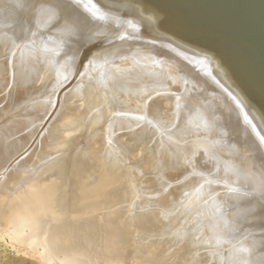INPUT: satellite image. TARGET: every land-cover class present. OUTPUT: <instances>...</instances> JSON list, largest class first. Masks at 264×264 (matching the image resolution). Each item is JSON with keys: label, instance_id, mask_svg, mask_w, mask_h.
Segmentation results:
<instances>
[{"label": "bare ground", "instance_id": "bare-ground-1", "mask_svg": "<svg viewBox=\"0 0 264 264\" xmlns=\"http://www.w3.org/2000/svg\"><path fill=\"white\" fill-rule=\"evenodd\" d=\"M112 1L115 0H0L1 236L10 238L19 251L40 261V264H67L66 260L69 264H120L127 253L123 254L122 249L129 250V239L133 238L134 242L138 229L136 222H141L140 226L143 227L144 232L141 231L140 235L146 232L145 236L150 234L155 238L158 233L161 234V229H165L166 219L171 218L173 222L170 217L172 210L168 206L174 204V209L181 206L177 211L186 212L180 218L181 213L174 212L172 206L174 214L184 219L183 224L178 225V230L174 229L176 221L172 224L168 220V225H174L170 226L173 227L171 233L176 230V239L168 241V236L163 235L164 231L168 235L167 226L162 235L164 241L168 242H164L162 247L161 235L158 249L149 245L151 237L148 239V236L147 242H142L149 246L140 247L138 243L142 248L141 253L140 248H134L137 243H133V253L130 250L126 255L130 256L131 253L133 257L132 254L136 253L139 256L135 255L137 258L134 256V260L129 259L131 256L126 258L130 264H185L193 251H197L196 254L202 256L203 260L196 255L192 257L204 261V264L210 253L209 264L214 260L216 264H264V207L259 208L264 206L262 94L254 89L244 94L250 83L240 64L232 69L236 76L223 65L220 77L205 79L203 75L207 73L209 76L215 68L211 69V65L202 60L203 53L197 50L196 43L191 44V39L183 30L177 29L176 32L170 28L164 32L166 28L162 23L167 20L160 18L161 21L156 23L154 20L155 23H152L147 16V19L143 17L144 22L138 24L134 22L137 17L134 16L129 17L130 23L119 28L121 21L118 14L112 16L109 12L106 15L107 11L103 13L107 9L106 3ZM126 3L123 2L125 6ZM150 16H153V12ZM73 67L78 68V77ZM77 71L75 73L78 75ZM68 77L72 84L78 81L73 84L74 87L68 84ZM185 81L186 85L182 83ZM66 82L68 87L63 86ZM182 84L185 88L177 87ZM62 86L72 89L69 92L66 89V93ZM171 87L175 89L171 90L174 94L170 92ZM178 88L183 91L182 96L176 94L180 92H177ZM59 90L60 95L55 96ZM103 120L110 122H105V129V124L102 128L100 126ZM67 129L68 132L75 131L74 136L80 133L85 136L83 142H87V146L90 144L91 152L86 145L83 146V142L78 144L79 148L75 146L77 143L70 136L72 132L68 133L70 138L67 142L69 144L72 138L76 148L69 144L70 147L66 149L67 137L65 141L62 137L67 134ZM61 133L64 134L62 137ZM142 135L150 136L144 142L147 146L151 138L156 146L154 143L153 149L148 146L150 149L143 151L141 146L146 145L140 144ZM59 138L65 146L62 142L60 144ZM103 139L106 140L103 142ZM56 140L61 147L54 144ZM77 140L80 142L82 139ZM62 146L69 158L62 154L64 150L59 151ZM81 146L90 152L91 155L87 154V157L93 158L94 162L97 160V165L94 163L97 166L94 167L97 169L95 176L93 172L88 175L89 165L93 162L83 155L86 152H82L85 150ZM50 147L55 150L57 147L59 155L66 157L61 160V156L55 155L58 157L54 159L55 156L49 154ZM70 148L75 150L70 153ZM147 149L155 154L158 153L155 149L161 152L157 159L160 157L159 163L163 170L165 168L164 172L175 177L172 182L165 173L163 175L169 180H161H166L165 186L155 178V170L160 166L156 167L157 163H152L156 169L151 165L154 173H150L152 168L148 164L152 162L151 155L155 154H151V151L148 153ZM120 151L127 153L128 162L119 158L122 157ZM44 152L54 160H60L51 163V158ZM162 154L169 159L163 161ZM117 155L120 156L116 161ZM44 158V164L49 161L51 165L46 169L40 166ZM157 159L154 158L153 162H157ZM70 161L73 166L69 164ZM94 164L90 171L94 170ZM111 164L116 168L119 166L118 170L113 172L110 167L111 171L108 168ZM145 167L150 169L147 168V171ZM182 169H185L184 173ZM141 170L146 171L143 173ZM163 170H156L157 177ZM147 172L150 178L155 175L152 183H148L154 189H148V176L146 183L143 182L148 188L140 189L141 192L148 189L154 196L146 193L152 196L151 201L141 208L135 206L141 209L139 216L132 204L130 211L134 213V218L131 212L127 214V208L125 214L126 201L122 197L125 196L127 200L135 194L132 192L135 190L130 191L128 187L134 184L139 186V181L144 180L142 174ZM201 173L211 174L215 182L209 177L204 178ZM193 174L203 178L197 177L202 182L200 188L192 187L198 184ZM134 176L139 177L138 183L132 179ZM155 179L162 183V189H158L160 185L158 182V185L155 184ZM191 180L192 183L196 182L192 185ZM210 181L218 187H209ZM143 184L140 187H144ZM232 187L240 188L239 196L222 192L224 189L228 192ZM210 188L211 193L207 194L206 190ZM199 190L207 195H201ZM220 191L222 196L217 198ZM133 196L131 199L136 200V205L141 198L138 196L137 201ZM149 197L142 199L148 201ZM204 198L205 204L198 206ZM183 205L185 211L182 210ZM234 205L240 207H236L238 211ZM220 212L224 216L218 218ZM124 215L132 217L129 220H138L133 221L135 224L131 221L135 226L133 229H136L132 236L130 234L134 231L128 233L130 229H124L130 222ZM132 224L129 225L132 227ZM126 230L131 238L126 237ZM144 235L138 239H146ZM125 237L128 238L125 239L127 242L123 241ZM243 237L247 238L245 241L250 237V242L243 243ZM155 240L151 242L155 244ZM124 242L127 250L122 248ZM217 244L222 247L216 249ZM234 245L232 251L227 248L229 252H217L223 246L233 248ZM200 250H203L205 259L203 254H199ZM206 251L209 252L207 258ZM193 258H189L192 264Z\"/></svg>", "mask_w": 264, "mask_h": 264}, {"label": "water", "instance_id": "water-1", "mask_svg": "<svg viewBox=\"0 0 264 264\" xmlns=\"http://www.w3.org/2000/svg\"><path fill=\"white\" fill-rule=\"evenodd\" d=\"M123 15L150 6L159 19L167 8L166 29L183 30L197 50L214 57L232 73L236 64L246 71L250 89L260 91L264 101V0H128ZM161 10V11H160ZM166 9H164L165 11ZM167 23V24H166ZM115 32H112L113 34ZM116 35V34H115ZM114 35V36H115ZM190 44V46H191ZM189 46V47H190ZM230 71H228V75Z\"/></svg>", "mask_w": 264, "mask_h": 264}, {"label": "rangeland", "instance_id": "rangeland-1", "mask_svg": "<svg viewBox=\"0 0 264 264\" xmlns=\"http://www.w3.org/2000/svg\"><path fill=\"white\" fill-rule=\"evenodd\" d=\"M125 1H128V0H115V1H112V2H110V3H106V4H107V6H106L107 9H105L104 12H103V13H106L105 11H107L106 15L108 14V12H109L110 15H112V14H113V15L118 14L117 17L120 19L119 21H121V25L118 24V27L120 26L119 28H121L123 24L126 25V24L130 23V18H132V17H134V16H137V17H138L139 20L137 19V17L134 18L135 20L133 19L134 22H136V23H138V24H141V21H143V17L146 18L147 16L150 17V19H149V18H148V19L151 20V22L153 21L152 23H155V21H156V23H157L158 21H161V19H163L162 21H165L164 18H166V19H168V20H171V19L169 18L170 13L168 12V9L165 8V9H166L165 11H164V9L162 10V11H163V15H162V14H161L162 16L160 15L159 19H160V18H161V19L159 20V19H158L157 17H155L154 15H153V16H150V15H152V12H151V10H150L151 8H150V6H147V5H146L145 8H144L145 11L143 10V11L139 12V8H138V10L134 9L135 11L132 10V12H131L132 15H131V13H129V14H130V15H129L130 18H129V17H128V18H125V16H124L123 14H122V15L120 14L121 11H124V7H125L124 4L126 3ZM123 2H124V4H123ZM111 3H112V4H111ZM128 3H130V2H128ZM108 4H109V5H108ZM113 4H114V6L112 7ZM126 4H127V3H126ZM110 5H111V6H110ZM121 6H122V7H121ZM110 7H111V9H109ZM114 7H115V8H114ZM117 7H118V8H117ZM147 7H148L149 9H148ZM114 9H116V11H117V9H118V11L116 12ZM119 9H121V10H119ZM111 10H112V12H111ZM113 10H114V13H113ZM149 10H150V11H149ZM148 11H149V13H148ZM160 11H161V10H160ZM138 12H139V13H138ZM143 12H144V13H143ZM165 12H166V13H165ZM122 13H123V12H122ZM134 13H135V14H134ZM136 13H138L139 16H138ZM150 13H151V14H150ZM109 14H108V15H109ZM133 14H134V15H133ZM147 14H149V15H147ZM113 15H112V16H113ZM119 15H121V17H120ZM165 15H166V16H165ZM168 15H169V16H168ZM123 16H124V17H123ZM140 16H141V17H140ZM163 16H164V17H163ZM162 17H163V18H162ZM152 18H153V19H152ZM127 19H129V20H127ZM146 19H147V18H146ZM156 19H157V20H156ZM154 20H155V21H154ZM144 21H145V19H144ZM144 21H143V22H144ZM143 22H142V23H143ZM201 57H203L202 60L205 61V63H209V64L211 65V67H212L211 69H213V67L215 68V69H213L215 72H214L213 70H211L209 76H207V75H208L207 73H206V75H203L204 77L206 76L205 79H213V78L220 77L221 75H219V73L221 74V71H220V70L222 69L223 64L217 62V60L215 61L216 58L213 59L214 57H212L211 55H210V56H207L204 52H203V55H201ZM204 57H205V59H204ZM210 57H211L212 59H211ZM215 57H216V56H215ZM206 58H207V59H206ZM209 58H210V59H209ZM200 60H201V58H200ZM208 60H209V61H208ZM212 60H213L214 62H213ZM220 64H221V65H220ZM219 65L221 66V68H220ZM73 68H75V67H73ZM73 68H72V70H73ZM75 69H76V70H75V72H76V71L78 70V68H75ZM79 69H80V68H79ZM72 70H71V71H72ZM242 70H243V69H242ZM80 71H81V70H80ZM73 72H74V70H73ZM75 72H74V74L78 77L80 72L77 71L78 75H77ZM211 72H213V74H212ZM71 74H72V72H71ZM74 74H73V75H74ZM71 76H72V75H71ZM71 76H70V79L73 77V76H72V77H71ZM74 77H75V76H74ZM77 77H75V78L78 80ZM204 77H203V78H204ZM75 78H74V79H75ZM80 78H81V75H80L79 80H78L79 82H80V80H81ZM67 79L69 80V77H68ZM71 81L73 82V78L71 79ZM74 81H75V80H74ZM78 81H77V82H78ZM67 82H68V84L71 83L70 80L67 81ZM67 82H66L65 85H63V84H62V85H63L64 87H68ZM77 82L75 81V83H77ZM64 83H65V82H64ZM75 83H73V84L75 85ZM182 83H183V84L185 83L184 85H186V81H185V82H182ZM71 84H72V83H71ZM73 84H72V87H74ZM179 84H180V83H179ZM183 84H182V86L180 85V86H177V87H180V89H183V88H185V87H183ZM66 85H67V86H66ZM188 85H189V83H188ZM63 86H62V87H63ZM69 86H71V85H69ZM189 86H190V85H189ZM64 87H63V88H64ZM191 87H192V86H191ZM63 88L61 89V87H60V89L63 90V91L59 90V91L56 92L57 94H54V95H55V96H56V95L58 96V95H60V93L58 94V92H60V91H61V92H64V89H65V90L67 89V88H64V89H63ZM172 88L174 89V87H171V88H170V92H171V90H173ZM193 88H194V87H193ZM71 89H72V88L69 87V88L67 89L68 92H69ZM162 89H164V87H163ZM180 89L178 88L177 92H179ZM67 90L65 91L66 93H67ZM174 90H175V89H174ZM191 90H192V89H191ZM193 90H194V89H193ZM181 92L183 93V91H181V90H180L179 93H176V92H175V93L178 94L179 96H182L184 93H183L182 95H180ZM171 93H173V91H172ZM173 94H174V93H173ZM173 94H172V95H173ZM178 95H177V96H178ZM185 96H186V95H185ZM129 106H133V105H129ZM131 108H132V107H131ZM129 109H130V107H129ZM133 109H134V108H133ZM135 110H136V109H135ZM135 110H133V111H135ZM162 112H163V111H162ZM163 113H165V112H163ZM163 113H162V114H163ZM119 114H123V113H119ZM163 115H164V114H163ZM89 116H90V115H89ZM105 122H106V123H110L109 121L107 122L106 120H103V121H102L103 124L100 125L101 128L103 127L104 124H105L104 129L106 128L107 124H106ZM162 122H163V124H164V123L166 124V122H164L163 120H162ZM28 125H29V124H28ZM110 125H111V124H110ZM108 127H109V126H108ZM77 128H78V127H77ZM77 128H76V129H77ZM74 130H75V128H74ZM77 130H78V129H77ZM58 131H59V130H58ZM61 131L66 132V131H64V129H63V130L61 129ZM61 131H60V132H61ZM164 131H166V130H164ZM71 132H72V131L68 132V129H67V134L65 133V135H67V136H65L64 134L61 133L62 135H61L60 137H62V136L64 135V137H62V140L65 141L64 138L67 137V138H66L67 140L65 141V144L67 143L66 146H65V144H64L62 141H60L61 138H59L58 141L60 142V144H61V142H62V144H64V146L66 147V149H68V148L71 146V144H72L71 147H74V145H75L76 143H77V144H76L75 146H77V147L79 148V145L82 144L81 142H83V138H84L85 136H83V135L80 133V134H77V135H78V136H81V135H82L83 137L81 136V137L78 138L77 135H75L76 137L74 136V132H75V131L72 132L73 134H72ZM77 132H78V131H76V133H77ZM68 133H71L72 135H70V134H68ZM76 133H75V134H76ZM59 135H60V133H59ZM68 135H70L71 137H72V136L74 137V138L72 137L73 139H72V138H71V139L73 140V142H74L75 144L72 142L71 139H69V141H71V142L69 143V144H70V146H69V144H68L67 141H68V138H70V136L68 137ZM159 135H160V134H159ZM142 137H143V138H142ZM142 137H141V138H142V139H141L142 142L140 141V142H141L140 144H142V143H144V142L146 143V139H148V137L150 138V136H145V137H144L143 135H142ZM56 138H58V136H56ZM76 138L79 139V140H80V138H81L82 140H81L80 142H76V140H77ZM144 138H145V140H144ZM161 138H162V137H161ZM75 139H76V140H75ZM159 139H160V138H159ZM79 140H77V141H79ZM104 140H106V139H103V142H104ZM149 140H150V139H149ZM191 140H192V139H191ZM56 141H57V140H56ZM56 141H55L54 144H56V143L58 144V143H59L58 141H57V142H56ZM147 141H148V140H147ZM151 141H152V138H151ZM151 141H149L150 144H149L148 146H149L150 148L153 149V148H154V145L156 146V143L153 142V141H154V140H153V141H152V142H153V143H152V146H153V147H152V146H151ZM31 142H32V140H31ZM31 142L29 143V145L31 144ZM53 142H54V141H53ZM53 142H52L51 144H53ZM83 143H85V142H83ZM86 143H87V142H86ZM86 143L83 144V146L86 145L85 147H87V149H89L90 144H89V146H87L88 143H87V144H86ZM145 143H144V145H146ZM147 143H148V142H147ZM154 143H155V144H154ZM54 144H53V145H54ZM62 144H61V145H62ZM78 144H79V145H78ZM153 144H154V145H153ZM29 145H28V147H29ZM61 145L58 144V148L61 147ZM144 145H143V146H144ZM51 146H52V145H51ZM55 146H56V145H55ZM68 146H69V147H68ZM83 146H81V147L83 148ZM140 146H141V145H140ZM148 146H147V145L144 146L145 148L141 146V149L144 151V149L149 148ZM67 147H68V148H67ZM81 147H80V148H81ZM100 147H101V146H99V148H100ZM29 148H30V147H29ZM63 148H64V147L62 146V149L60 148L59 151H60V150H61V151L64 150L65 152H64V153L62 152V154H65V153L67 154V152H66L67 150H66L65 148H64V149H63ZM74 148H76V147H74ZM82 148H81V149H82ZM101 148H102V147H101ZM101 148H100V149H101ZM150 148H149V149H150ZM155 148H157V147H155ZM30 149H32V148H30ZM48 149H49V150H48ZM48 149H47V150L49 151L50 156H51V155H52V156H53V155L55 156V155H59V154H60L59 151H57V150H58L57 147H56V150H55V148H53L54 151H52V150H53L52 147H50V148H48ZM50 149H51V150H50ZM72 149H73V148H72ZM87 149L83 148V150H85V151H82V152H86ZM69 150H70V153H71V151L73 152L75 149L71 150V148H70ZM122 150H123V152H125V151H124L125 149H122ZM50 151H51V152H55V151H57L58 154H57L56 152H55V153H51ZM87 151H88V150H87ZM89 151H90V149H89ZM146 151H148V153H150L151 150H148V149H147ZM155 151H157L158 153L155 154V152L152 150V151H151V154H153V152H154V154H155L156 156H155V155H151V158H153L152 156H154V158L157 159L158 154H161V152H159L158 149H155ZM82 152H81V153H82ZM90 152H91V151H90ZM90 152H89V153L86 152V154H83V153H82V154H83V155H86L85 157H87L88 155H89V156L91 155ZM120 152H122V151H120ZM123 152L121 153V154H122V155H121L122 157H119L120 155H117V156H115V160H116L117 157H119L121 160H124L125 163H126V162H128L129 157L127 156V153H123ZM44 153L47 155L46 152H44ZM68 153H69V151H68ZM146 153H147V152H146ZM45 154H44V157H45ZM66 154H65V155H66ZM87 154H88V155H87ZM123 155L126 156V157L123 158V157H124ZM146 155H147V154H146ZM162 155H163V154H162ZM47 156H48L49 158H51L49 155H47ZM47 156H46V157H47ZM59 156H61V158L59 157L61 160H63V157H64V158H65L66 156H68V158L70 157L69 154L66 155V156H64V155H59ZM148 156H149V154H148ZM57 157H58V156H55L54 159L57 158ZM91 157H92V156H91ZM113 157H114V155H113ZM127 157H128V158H127ZM161 157H163V158H161L163 161L169 159V158L166 157V156H165L166 158H164V155L161 156ZM49 158H47V159L49 160ZM119 158H117V159L119 160ZM126 158H127V159H126ZM142 158H143V157H142ZM149 158H150V157H149ZM151 158H150V162H151V161H152V162H151L150 165L148 164V166H150L151 168H152V166H153L154 169H156L155 166H156V167H157L158 165L161 166V164H160V163H161V160L159 159L160 157L156 160L157 162H153V161H154V158H153V160H151ZM45 159H46V158H44V159L42 160V162H43ZM54 159H53V157H52L51 160H50V162H51V163H54L55 161H59V160H60V159H58V160H54ZM89 159L92 161L93 158H89V157H87V160H89ZM143 159H144V158H143ZM164 159H165V160H164ZM52 160H54V161L52 162ZM90 160H89V161H90ZM159 160H160V163H159ZM64 161H65V159H64ZM94 161H95V160L92 161L93 163H91V165L94 164V163L96 164L97 160H96V162H94ZM116 161H117V160H116ZM124 161H121V162H124ZM44 162H45V161H44ZM44 162H43L42 164H40V166L42 165L43 168L46 169L47 167H50V166H51L49 161H47L48 164H44ZM71 162H72V161H70L69 164H72V166H73V163H71ZM150 162H148V163H150ZM152 163H155V164L157 163V165L154 166V164H152ZM95 164L92 166V168L94 169V170H92V171H90V170H91V165H89L90 168H89V170L87 169L88 172H89L88 175H90V172H91V173L93 172L92 174H94V176L97 174V173H96V174L94 173V171L97 170V169H96V168H97V166H96L97 164H96V165H95ZM109 164H110V163H109ZM44 165H47V166L45 167ZM48 165H49V166H48ZM111 165H112V166H111ZM111 165H109L108 168L110 169V167H111V169H113V172L118 170L117 168H118L119 166L116 168V167L113 166V164H111ZM151 165H152V166H151ZM38 166H39V165H38ZM42 166H41V167H42ZM72 166L69 165V168H72ZM160 166L158 167V168H160V169L157 168L156 170H159V171H160V170H163V169H162V166H161V167H160ZM167 166H168V165H167ZM94 167H96V168H94ZM113 167H114L116 170H115ZM121 167H122V166H121ZM150 167H147V168L150 169ZM164 167H165V166H164ZM164 167H163V168H164ZM86 168H88V167H86ZM147 168L145 167V169H147ZM45 169H44V170H45ZM111 169H110V170H111ZM139 169H140V168H139ZM148 169H147V171H148ZM119 170H120V169H119ZM156 170H155V172H156V177H155V175H153V176L151 175L153 178L155 177V178L159 179L160 181L163 180V179H166L165 176L163 175V173H165V172H164V171H165V168H164L163 171H161L162 173L159 172V173H161V174L159 175V177H157V172H158V171H156ZM111 171H112V170H111ZM120 171H121V170H120ZM141 171H142V170H141ZM141 171H140V174H141ZM145 171H146V170H144V171H142V172L144 173ZM149 171H151V170H149ZM182 171H183V169H182ZM184 171H185V169H184ZM184 171H183V173H184ZM74 172H76V171H74ZM74 172H73V173H74ZM95 172H96V171H95ZM186 172H187V171H186ZM186 172H185V173H186ZM76 173H77V172H76ZM137 173L139 174V171H137ZM137 173H135V174H136V175H135L136 177L138 176ZM150 173H151V174L154 173V172H153V168H152V171H151ZM150 173L147 172V174H149V175H147V174L145 173L146 176H145L144 174H142V175L144 176V178H143L144 180L142 181V179H141V181H139V183L137 182V180H139V177L136 178V177L134 176L135 178H132V179H134V180L138 183V185H139L140 182H141V184H143V182L146 183V180L149 178V179H148L149 182L147 181V183H146L147 185H149L148 183H152L151 181H152V179H153L152 177L150 178ZM159 173H158V174H159ZM183 173H182L181 175H183ZM193 173H194V172H193ZM78 174H79V173H78ZM165 174H166V173H165ZM198 174H199V173H198ZM198 174H197V175H198ZM246 174H247V173H246ZM79 175H80V174H79ZM142 175H141L140 178L143 177ZM162 175L164 176V178H162ZM166 175L168 176V178L171 179L170 181L167 180L168 178L166 179V180L169 181V182H172V181H173L172 179L175 178V177L172 178L170 175H168V173H167ZM181 175H180V176H181ZM193 175H194V174H193ZM197 175H196V174L194 175V176H195L194 179L197 178V177H199V175H198V176H197ZM200 175L203 176L204 178H208V177H209L208 179H211V181H213L212 179H214L213 176H211V174H210V176H208L209 174L204 175L203 173H201ZM262 175H263V174H262ZM75 176H76V174H75ZM94 176H93V177H94ZM139 176H140V175H139ZM147 176H148V178L146 179ZM160 176H161V178H160ZM206 176H207V177H206ZM91 177H92V176H91ZM91 177H90V178H91ZM191 177H192V176H191ZM76 178H77V177H76ZM94 178H95V177H94ZM199 178H200V179H203L202 177H199ZM199 178H197V180H198V184H196V185H195V184L193 185V183H195L196 181H194V182L192 183L193 180H191L190 183H192V185H193L192 187H194V186L196 187V186H197V187L200 188V184H201L202 182L199 180ZM92 179H93V178H92ZM157 179H155V184H156V185H158V183H159V180H157ZM192 179H193V178H192ZM134 180H133V181L131 180V181L134 183ZM153 180H154V179H153ZM166 180H165V182H162V181H161V182L163 183V185H164L165 183H167ZM176 180H177V179H176ZM195 180H196V179H195ZM214 180H215V179H214ZM163 181H164V180H163ZM174 181H175V179H174ZM199 181H200V182H199ZM211 181H210V183H209V185H208L209 187H211V188H212V187H213V188L218 187L216 184H215V185L213 184V182H215V181H213V182H211ZM156 182H158V183H156ZM161 182L159 183L160 186H157L159 190H160V187L162 186V183H161ZM169 182H168V183H169ZM145 183L143 184L144 187H140V186H142L141 184H140L139 186H137V184H134V185H132L131 187H128V190L131 188L130 191H131L132 189L135 190V191H132V192H135V194H132V196L134 195L133 198L135 197V198L137 199V197L139 196L138 198H141V200H144V199L147 200L146 198H148L150 195H153V196H154V193H153V192H149V191H148V189H151V188L154 189V187H152V186L150 187V185H149V188H148V187H146L147 185H145ZM211 183H212V184H211ZM135 185H136L137 187H135ZM189 185H190V188H192V187H191V184H189ZM198 185H199V186H198ZM224 185H225V184H222L223 187L226 186V185H225V186H224ZM164 186H165V185H164ZM164 186H163V187H164ZM166 186H167V185H166ZM157 187H156V188H157ZM163 187H161V189H162ZM168 187H169V186H168ZM168 187H167V188H168ZM195 187H194V188H195ZM137 188H138V190H137ZM140 188L143 189V190H144V188H148V189H146V191H148V192H146V191H145V192H144V191L141 192V189H140ZM199 188H198V189H199ZM211 188L209 189V191H208V189H207V190L205 189V190L208 192L207 194H209L210 190H212ZM139 189H140V190H139ZM152 189H151V191H153ZM158 189H156V191H157ZM232 189H235V187H234V188L232 187ZM232 189H231V190H232ZM231 190H228V192H227V190L224 189V191L222 190V192L227 193L226 195H230V194H231L232 196H234V195H235V196H239L238 194L241 193L240 188H237V187H236V189H235V190H237V191L234 190V191H235V194H233L234 191H231ZM130 191H128V192H130ZM137 191L140 192L139 195L137 194ZM154 191H155V190H154ZM199 191H200V192H199L200 194H201V193L206 194L205 192H201L202 190H199ZM139 192H138V193H139ZM220 192H221V191H220ZM220 192H218V193H220ZM222 192H221V194H218L217 196L214 194V196H216L217 198H221V196H222ZM229 192H230V193H229ZM130 193H131V192H130ZM142 193H144V194H142ZM146 193H150V195H149V194L145 195ZM152 193H153V194H152ZM155 193H156V192H155ZM199 193H198V194H199ZM210 193H211V192H210ZM128 194H129V193H128ZM141 194H142V197H144V199H142V197L140 196ZM200 194H199V195H200ZM207 194H206V195H207ZM236 194H237V195H236ZM125 195H126V194H125ZM135 195H136V196H135ZM144 195H145L146 197H145ZM148 195H149V196H148ZM185 195H186V194H185ZM201 195H202V194H201ZM201 195H200V197H202ZM219 195H220V196H219ZM231 195H230V196H231ZM128 196H130V194H129ZM128 196H127V197H128ZM132 196H130V198H127V200H125V199H126L125 196H124V198L122 197V199H123L124 201H126V202H124V201L122 200V203H121V204H123V202H124V206H125V207H124L123 205H121V204H120V205L124 207L125 214H126L127 212H128L127 214H129V212L132 211V209H131V207L133 206L132 204H134V206H133V207L135 208L134 210L138 213V214L136 213L137 216H139V212L141 211L140 208H141L144 204H146L147 202L151 201V197H152V196L149 197L150 200H148V201H145V200H144V202L142 201V202H143L142 204L140 203L141 200L139 199V201H138V199H137V201H138L141 205H139L138 202H137V204L135 205L136 202H134V201H136V200L131 199ZM235 196H234V197H235ZM200 197H199V198H200ZM206 198H207V197H206ZM206 198L203 199L204 201H203V200H202V202L200 201L201 204H200V202L198 203V204H200V205H198V204H197V205H198V206H203V204H205V202H206ZM130 199H131V200H130ZM128 200H130V203H129ZM132 200H133V201H132ZM180 200H181V199H180ZM180 200H179V201H180ZM199 200H200V199H199ZM127 201H128V202H127ZM131 201H132V203H131ZM179 201H178V202H179ZM126 203L130 204L131 206L128 205V204H126ZM176 204H177V202L175 203V205H176ZM238 204H239L240 207L242 206L241 203H238ZM261 204H262V202H261ZM135 206H136V207L139 206L140 208H138V209H140V210L137 211L138 209H137ZM172 206H174V204L171 205V206H168V209H169L170 211L172 210V211H171V216H170V217H172V221H173V222H171V220H170L171 218H169V219H166V220H167L166 224L168 223V220H169L172 224H174V220H175V221H176V223H175L176 227H174V229H176V228L178 227V225L181 226V225L183 224L182 221H184V219L181 220L180 218L182 217V215H184V213H185V215H186V212H183V211H182V213H183V214H182L181 212L177 211V210H179L178 208H180L181 206H180V207H177V210L174 209V208H176V207L174 206V207H173V209L175 210V211H174V210L172 209ZM178 206H179V205H178ZM239 206H238V205H234L235 210H236ZM261 206H262V205H261ZM261 206H260L259 208L262 209L264 206H262V207H261ZM129 207H130V208H129ZM133 207H132V208H133ZM169 207H170L171 209H170ZM236 207H237V208H236ZM240 207H239V208H240ZM125 208H127V209H129V210H127V212H126V209H125ZM182 208H184V205L182 206ZM186 208H187V207H186ZM193 208H194V207H193ZM193 208H192V209H193ZM130 209H131V211H130ZM134 210H133V211H134ZM182 210L185 211V208L182 209ZM263 210H264V209H263ZM173 211H174V212L177 211V212H178V213L176 212L177 214L181 213V214L179 215L180 218L178 217V215H175ZM180 211H181V210H180ZM236 211H238V209H237ZM220 213H221V212H220ZM130 214H133V217H134V213L131 212ZM130 214H129V215H130ZM136 214H135V215H136ZM222 214H223V213L219 214L218 218L223 217L224 215H222ZM185 215H184V216H185ZM124 216H126L125 218H126V219L128 218V220H129L130 218H132V217H130V216L127 217V215H124ZM175 216H177V217H175ZM129 217H130V218H129ZM134 218H135V217H134ZM134 218H133V220H129L130 222L128 221L129 224H132L131 221L133 222V221L135 220ZM178 218H179L181 221H179ZM182 218H183V217H182ZM126 219L124 220L125 223L127 222ZM122 221H123V220H122ZM124 221H123V222H124ZM136 221H138L137 218H136L135 222H136ZM177 221H178V222H177ZM181 222H182V224H181ZM133 223H134V222H133ZM138 223H139V225H137ZM138 223L136 222V226H138V229H137V230H136V229H133V226H134L135 223L132 224V227H131V225H129V224H127V223H126V224H127V226H129V227H127L125 224H122V226L125 225V227H126V228H124V229H130V231L126 230V231H125V234H127V231H128V233L134 231L132 234H130V235L132 236V235L135 234V230L137 231V232H136L137 234L134 235V238H135V239H134V242H132V241H133V240H132L133 238H132L131 240L129 239V242L126 241V240H128V238H131V236H130L129 234L126 235V237H128L127 239H126V237L123 239V241H126V242L128 243V246H127V247L130 246V247H129V250H127V248L125 247L127 244L125 245V242L123 243L122 248L125 247V248H126L125 250H127V251H124V250L122 249L123 254H124V252H127V253L130 252V250H131V252L133 253L135 247L140 248V247H144V246H149V245L151 246V245H153L154 248H156L157 246L159 247L160 244H161V247H162V245L164 244V242L167 243L171 238H172L171 240L176 239V236H174L175 233H176V232H175L176 230L173 231V233H171V229L173 228V227H171V226H174V225H172L171 223H170L169 225H168V224H167V225L165 224L166 227L168 226L167 229L169 228V229H168V235H167V233H165V231H164V230L166 229V227H165V229H164V228L161 229V231H160L161 234H159V233L157 234V236L155 237L156 240H155V238H154L155 235H153V236L151 235V236H150V234L147 233V234H149V236H148V235L145 236L144 234H145L146 232L143 233L144 231L141 229V228H143V227L140 226V225H141V224H140L141 222L138 221ZM177 223H178V224H177ZM170 225H171V226H170ZM134 227H135V226H134ZM131 228H132V229H131ZM136 228H137V227H136ZM139 229H141V230L138 231ZM172 230H173V229H172ZM177 230H178V228H177ZM141 231H143V232H142V235H144V236H145L144 238H146V239H142L143 236L140 235V232H141ZM163 231H164V233H163ZM162 233H163V235L168 236V237L164 236V237H166V239H167L168 241H167V240L164 241L165 238L163 239V235H162ZM138 234H139V235H138ZM171 234H173V236H174L175 238H174V237H171V236H172ZM136 235H137V236H136ZM159 235L162 236V239H161V240L163 241V242L160 241V244H159L158 241L160 240L161 236H159ZM129 236H130V237H129ZM139 236H142V237H140V238H141V239H140L141 241L138 239ZM147 236L149 237L148 239H150V237H151L150 241L148 240V241L150 242L149 245H147V243L142 242L143 240H144L145 242H147ZM251 236H252V235H251ZM251 236H250V237H251ZM4 237H5V236H1V233H0V264H40V263H39L40 261H37V260H35V259H33V258H30L29 255H26V254L23 253L22 251H19V250H20L19 247L17 248V246H14L15 244H12V243H11L10 238H8V237H5V238H4ZM152 237L154 238L153 240H152ZM159 237H160V238H159ZM231 237H233V234L231 235ZM231 237L229 238L230 241L232 240ZM250 237H249V239H250ZM243 238H244V240H243ZM243 238H242V240L245 241V238H246V237H243ZM247 238H248V236H247ZM247 238H246V239H247ZM125 239H126V240H125ZM137 239L139 240V242H138ZM177 239H179V238L177 237ZM249 239H248L247 241H245V242H243V241H241V242H243V243L250 242ZM135 240H136V242H135ZM154 240H155V244H154V242H153V243L151 242V241H154ZM238 240H239V239H238ZM240 240H241V239H240ZM130 241H131V242H130ZM173 241H174V240H173ZM141 242H142V243H141ZM161 242H162V243H161ZM129 243H132V244L129 245ZM133 243H135V244L137 243V244H136L137 246L134 245ZM138 243H139L140 245H139ZM143 243H144L145 245H144ZM151 243H152V244H151ZM237 243H240V241H239V242L237 241ZM141 244H142L143 246H142ZM225 244H226V241H225ZM240 244H241V243H240ZM11 245H13L14 247L11 246ZM133 245H134V248H133ZM138 245H139L140 247H139ZM220 245H221V244H220ZM226 245H228V244H226ZM237 245H238V244H237ZM131 246H132V247H131ZM153 246H152V247H153ZM165 246H166V245H165ZM224 246H225V245H224ZM224 246H223V249H220V251L217 250V252H220V253H222L221 251H224V252L228 251V252H229L230 249H231L230 251H232L236 245H234L233 248H231V246H230V247H229V246L224 247ZM158 247H157L156 249H158ZM217 247H218V248H216V249H219V248L222 247V246H219V244H217ZM12 248H13V249H12ZM16 248H17V249H16ZM130 248H131V249H130ZM137 248H136V249H137ZM224 248H226V250H225ZM227 248H228L229 250H228ZM141 249H142V248L139 249V250H140V253L142 252ZM212 250H213V248H212ZM17 251H18V252H17ZM135 251H136V250H135ZM200 251H201V253H199V254H203V253H204L203 250H200ZM200 251H199V252H200ZM204 251H205V250H204ZM214 251H215V250H214ZM136 252H137L138 254H140L139 251H138V249H137ZM194 252H195V254H194ZM202 252H203V253H202ZM224 252H223V253H224ZM228 252H227V253H228ZM20 253H21V254H20ZM127 253H126V254H127ZM196 253H197V251H193V253H191V254H192V256H193V255H196L198 258L200 257V259L203 260V259L201 258L202 256H200V255H198V254H196ZM207 253H209V252H207V251L205 252V254H206V255H205L206 258L208 257ZM223 253H222V254H223ZM227 253H225V254H227ZM123 254H122V255H123ZM126 254H125V256H126L125 258H124V255H123V258H122L123 261L120 260V261H121L120 264H121V263L123 264V262H125L124 264H130V261H128V259H126V258L130 257V256H131V253H129L130 256H129V255H126ZM132 255H134V256L136 255V256H137L136 253H134V254H132ZM189 255H190V254H189ZM134 256H133V257L131 256L132 259H131V258H129V259H130V260H134V259H136L139 255H138L137 257L135 256L136 258H135ZM192 256L190 255L189 258H193ZM209 256L211 257V253H210ZM197 257H195V258L197 259ZM210 257H209V258H210ZM212 257H214V256H212ZM133 258H134V259H133ZM189 258H188V261L190 260ZM195 258H193L192 261L195 262V260H196ZM203 258L205 259L204 254H203ZM209 258H208V259H209ZM214 258H215V257H214ZM124 259H126V260H124ZM194 259H195V260H194ZM208 259H205V262H207V263H205V264H209V263H208ZM212 259H213V258H212ZM65 260H66V259H65ZM198 260H199V259H198ZM198 260H196V263H197V262H198V263H199V262H202V261H198ZM206 260H207V261H206ZM209 260L211 261V259H209ZM213 260H214V259H213ZM66 261H67L66 263L69 264V263H68V260H66ZM126 261H128V262H126ZM188 261H186L185 264H190V263L192 264V262L189 261V262H190V263H189ZM131 262H132V261H131ZM187 262H188V263H187ZM194 262H193V264H194ZM196 263H195V264H196ZM198 263H197V264H198ZM212 263H213V264H216V263H215V260H214V262L212 261ZM212 263H210V264H212ZM63 264H65V263H63ZM131 264H132V263H131ZM202 264H204V261L202 262Z\"/></svg>", "mask_w": 264, "mask_h": 264}]
</instances>
